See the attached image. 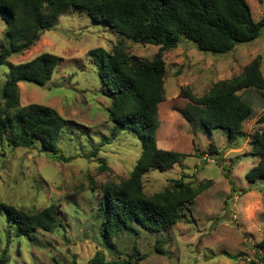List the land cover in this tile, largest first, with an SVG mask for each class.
I'll use <instances>...</instances> for the list:
<instances>
[{"label":"rangeland","instance_id":"rangeland-1","mask_svg":"<svg viewBox=\"0 0 264 264\" xmlns=\"http://www.w3.org/2000/svg\"><path fill=\"white\" fill-rule=\"evenodd\" d=\"M245 1L254 22L264 18V5ZM4 26L0 21V45ZM118 40L111 28L70 8L33 48L0 66L1 88L9 77V65L43 53L59 57L45 87L20 83L17 92L20 107L43 105L68 122L57 143L58 156L68 162L36 149L13 148L7 138L0 144V202L30 212L53 205L60 221L52 233L27 238L18 237L0 215V256L5 249L6 264H89L99 251L112 262L127 260L136 250L135 264H264L256 246L264 236V179L250 183L245 178L259 160L252 142L255 132H264V121L257 122L264 115V91L238 93L252 113L233 135L205 130L197 106L180 94L187 90L201 97L217 82L239 76L257 57L264 77V29L258 39L223 55L199 52L184 39L176 49L162 53L164 100L158 105L155 143L158 149L186 157L167 171L146 174L143 191L151 196L181 177L205 189L183 207L173 227L152 235L137 227L136 235L123 233L103 241L97 218L103 188L125 181L141 151L134 133L107 120L109 101L101 94L103 84L89 56L96 48L109 53ZM124 42L127 54L142 61L151 60L159 49ZM114 131L118 134L112 138ZM100 143L104 146L96 157L89 158ZM100 162L105 170H100Z\"/></svg>","mask_w":264,"mask_h":264},{"label":"trees","instance_id":"trees-1","mask_svg":"<svg viewBox=\"0 0 264 264\" xmlns=\"http://www.w3.org/2000/svg\"><path fill=\"white\" fill-rule=\"evenodd\" d=\"M257 1L264 5V0ZM70 8L85 11L93 22L108 26L119 37L109 53L96 48L89 56L103 84L101 94L109 101L107 120L134 133L140 141L141 151L129 177L103 188L97 217L99 234L108 241L123 233L136 235L137 227L147 234L161 233L176 225L183 207L205 189L204 185L194 187L181 177L151 196L143 191L142 178L146 174L167 171L186 157L158 149L155 143L158 105L164 100L166 69L162 53L176 49L182 39L202 53H229L239 44L258 39L264 18L254 22L245 0H0V21L5 25L0 66L33 48ZM124 39L159 49L151 60L142 61L127 54ZM258 58L245 66L239 76L217 82L201 97L187 90L180 93L197 106L198 121L205 130H225L230 135L241 131L252 109L238 93L245 89L264 91ZM59 62L56 55L43 53L25 63L8 66L9 77L0 88V144L7 138V145L13 148L36 149L54 160L68 162L58 156L57 149L68 122L43 105L20 107L17 92L20 83L45 87ZM263 121L264 115L257 122ZM117 134L112 132V138ZM102 146L104 143L89 158H95ZM252 146L258 149L259 160L245 176L250 183L264 179V132L253 134ZM100 163V170H105ZM0 215L11 223L18 237L52 233L60 226L59 211L53 205L30 212L0 202ZM256 246L264 259V236ZM6 254L4 249L0 264L8 262ZM136 255L134 250L127 260L108 262L99 251L89 264H135L132 259Z\"/></svg>","mask_w":264,"mask_h":264}]
</instances>
